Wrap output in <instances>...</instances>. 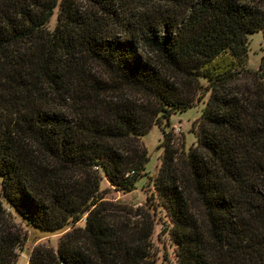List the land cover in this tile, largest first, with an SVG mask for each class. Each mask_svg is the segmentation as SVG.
Wrapping results in <instances>:
<instances>
[{
	"label": "trees",
	"instance_id": "1",
	"mask_svg": "<svg viewBox=\"0 0 264 264\" xmlns=\"http://www.w3.org/2000/svg\"><path fill=\"white\" fill-rule=\"evenodd\" d=\"M80 1L0 0V264L26 237L3 198L63 231L28 264H156L150 207L102 181L137 187L140 136L208 91L195 144L164 129L155 191L179 264H264V56L247 67L264 0Z\"/></svg>",
	"mask_w": 264,
	"mask_h": 264
},
{
	"label": "rangeland",
	"instance_id": "2",
	"mask_svg": "<svg viewBox=\"0 0 264 264\" xmlns=\"http://www.w3.org/2000/svg\"><path fill=\"white\" fill-rule=\"evenodd\" d=\"M157 1L159 2L160 0H154V2ZM80 3L86 4L87 1L81 0ZM57 22L58 7H56L55 13L47 26L54 29ZM248 53L249 60L247 67L258 69L261 66L262 57L264 56V33L262 30H257L249 34ZM201 81L204 85L208 82L205 78H202ZM208 97L209 91L194 106H190L185 110H177L175 113H172L169 121L162 118L160 124L154 123L147 134L140 136L141 142L150 151V160L147 163V174L139 179L137 187L131 190H118L106 176L102 181L101 188L106 189L105 198L117 201V203H125L135 208L139 206L150 207L155 219L152 242L153 248L155 249L156 264H179L177 245L170 234V228L174 222L171 220L166 208L159 202L153 182L158 170H160L162 155L165 151V145H163L164 129L171 130L173 143L176 146L185 149L191 147L192 144L197 142V120L201 116L202 108L205 105V101L208 100ZM1 183L2 176L0 175V187ZM3 200V205L9 213L7 215L10 221L26 236L18 247L20 254L14 264H28L31 250L37 244L45 243V245H50L55 248L58 246V241L63 231L51 232L39 226L28 224L6 198H3ZM85 221V219L80 220L77 224L84 225Z\"/></svg>",
	"mask_w": 264,
	"mask_h": 264
}]
</instances>
